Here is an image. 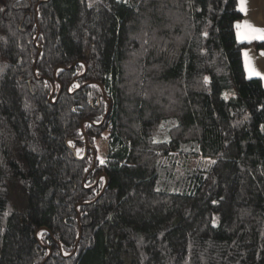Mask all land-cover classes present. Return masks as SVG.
Here are the masks:
<instances>
[{
  "label": "trees",
  "instance_id": "1",
  "mask_svg": "<svg viewBox=\"0 0 264 264\" xmlns=\"http://www.w3.org/2000/svg\"><path fill=\"white\" fill-rule=\"evenodd\" d=\"M239 0H0V264H264V86ZM100 143V146L98 145Z\"/></svg>",
  "mask_w": 264,
  "mask_h": 264
},
{
  "label": "crops",
  "instance_id": "2",
  "mask_svg": "<svg viewBox=\"0 0 264 264\" xmlns=\"http://www.w3.org/2000/svg\"><path fill=\"white\" fill-rule=\"evenodd\" d=\"M244 28L241 37L236 32L239 42L259 41L261 49L247 46L242 51V64L248 77L259 78L264 86V0H239Z\"/></svg>",
  "mask_w": 264,
  "mask_h": 264
},
{
  "label": "rangeland",
  "instance_id": "3",
  "mask_svg": "<svg viewBox=\"0 0 264 264\" xmlns=\"http://www.w3.org/2000/svg\"><path fill=\"white\" fill-rule=\"evenodd\" d=\"M239 9H240V7H239ZM237 25H239V27L236 26V32L239 35V37H241L244 26H243L242 22H238ZM98 145L100 146V143H98ZM99 148H101V146Z\"/></svg>",
  "mask_w": 264,
  "mask_h": 264
},
{
  "label": "snow or ice",
  "instance_id": "4",
  "mask_svg": "<svg viewBox=\"0 0 264 264\" xmlns=\"http://www.w3.org/2000/svg\"><path fill=\"white\" fill-rule=\"evenodd\" d=\"M237 27H239V25H237Z\"/></svg>",
  "mask_w": 264,
  "mask_h": 264
}]
</instances>
